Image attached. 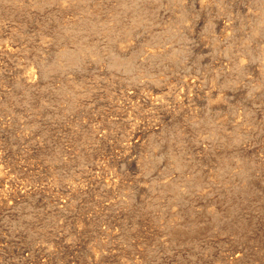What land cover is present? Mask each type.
I'll use <instances>...</instances> for the list:
<instances>
[{
  "label": "rangeland",
  "instance_id": "rangeland-1",
  "mask_svg": "<svg viewBox=\"0 0 264 264\" xmlns=\"http://www.w3.org/2000/svg\"><path fill=\"white\" fill-rule=\"evenodd\" d=\"M0 264H264V0H0Z\"/></svg>",
  "mask_w": 264,
  "mask_h": 264
}]
</instances>
